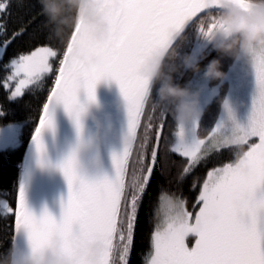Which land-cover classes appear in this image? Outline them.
Instances as JSON below:
<instances>
[{"label":"snow or ice","instance_id":"1","mask_svg":"<svg viewBox=\"0 0 264 264\" xmlns=\"http://www.w3.org/2000/svg\"><path fill=\"white\" fill-rule=\"evenodd\" d=\"M96 2L112 22V34L105 45L94 44L87 33L78 34L75 40L69 36L56 44L48 37L16 53L0 85L14 97L50 77L33 133L37 151L43 154L41 132L53 126L51 104L62 102L79 131L85 111L78 98L79 90L84 88L88 99L95 100L98 81L115 80L128 116L123 151L112 157L116 175L112 179L86 178L78 171L73 150L59 164L69 190L59 220L47 209L39 217L28 210L23 185L14 205L8 199L0 200V213L10 221L7 227L11 229V239L23 230L35 253L47 249L55 235L62 236L65 248L71 250L75 237L99 234L105 248L95 264H129L138 213L153 170L158 164L162 173L175 169L172 179L179 187L203 166L205 174L196 176L191 184L198 192L191 205L180 196L186 223L165 228L155 225L145 264H264V56L255 64L256 91L247 125L234 123L231 142L220 135L218 125L193 144L181 143L176 148L181 160L176 161L161 143L168 112L149 103V85L140 65L152 50L167 48L187 22L206 33L212 27L209 13L219 10L221 0ZM236 2L243 4L245 0ZM12 10L13 0H0V37H5L0 46L35 36V30L29 31L35 17L14 19ZM225 108L231 117L227 101ZM179 135L182 139L183 125ZM225 149L232 158L214 159L222 156ZM77 264L93 262L80 258Z\"/></svg>","mask_w":264,"mask_h":264},{"label":"trees","instance_id":"2","mask_svg":"<svg viewBox=\"0 0 264 264\" xmlns=\"http://www.w3.org/2000/svg\"><path fill=\"white\" fill-rule=\"evenodd\" d=\"M245 1L248 2V0ZM83 5L84 0H82L79 6L71 3L70 0H47V14H43L40 0H13L12 11L14 19L24 16L35 17L34 23L29 30L30 33L35 30V36L34 38L31 36L26 37L23 41L13 42L6 47L0 60V80L5 78L6 69L11 68L16 53L25 52L36 44L45 42L49 34H52V44L65 41L69 36L73 38L82 15ZM212 22L214 21L211 20L210 23ZM197 32V27L193 24L178 40L164 61L148 95L151 105L168 112V118L164 125V135L161 140L165 148L166 127L173 119L171 112L177 98L172 96L161 97L160 89L162 85L172 83L181 87L188 72L196 68L195 66L203 67L213 60L218 61L219 67L224 72L229 67L227 59L233 56V60H235V56L239 52L238 48H234L232 52H224L219 47L215 48L207 52L202 59L195 61L189 71L185 73V65ZM4 39L5 37H0V44H2ZM49 83L50 77H46L42 84H37L26 89L16 99H12L10 93L0 85V130L12 124L21 125L19 145L15 148L5 147L7 141H4L3 147L5 149L0 150V200L8 199L13 205L15 204L16 194L21 186L25 154L39 121L40 109L47 96ZM222 100L223 97L219 96L206 108L208 111L207 123H211L210 127H208L209 131L212 130L218 117ZM205 111L202 117L205 116ZM203 121L204 118L200 121V128ZM168 153L171 159L176 161L181 160L179 154L171 150H168ZM230 158H232L231 153L225 149L222 156L215 157L214 159L226 160ZM153 171L154 176L151 185L138 213L133 246L129 255V264H145L148 251L151 248V232L154 230L155 225H157L162 198L170 197L169 193L182 195L187 199L189 205H191L193 198L198 194L197 189L192 188L191 184L196 176L202 177L206 169L203 166L200 167L193 175L184 180L182 186L179 187L175 180L172 179L175 169H172L171 173H162L158 164ZM158 197L159 209H157ZM8 223L10 221H5L3 213H0V251L6 250L12 243V232L7 227Z\"/></svg>","mask_w":264,"mask_h":264},{"label":"water","instance_id":"3","mask_svg":"<svg viewBox=\"0 0 264 264\" xmlns=\"http://www.w3.org/2000/svg\"><path fill=\"white\" fill-rule=\"evenodd\" d=\"M227 4H237L246 8L248 2L241 4L236 0H221V6L216 12L224 13ZM90 9L101 18V24L106 25L102 37L98 38L95 35L99 26L88 22L87 14ZM191 25H193L191 22H187L182 30L175 33L167 48L154 49L143 58L140 72L148 81L149 93L167 56ZM223 28L222 23L215 31L216 25H213L206 34L204 44L198 48L193 47L185 66V73L203 51L218 41L220 35L217 33ZM80 33H87L91 41L99 46L105 45L111 37L112 22L108 14L100 9L96 0H84L82 15L72 39L75 40ZM78 98L81 104L85 105V111L80 118L82 127L79 131L63 103L54 102L49 108L53 126L44 128L41 132L43 154L37 151L33 137L28 145L23 162L21 185L24 187L25 205L37 217L47 209L57 220L60 219L69 190L59 164L73 150L76 153L77 168L81 175L88 179L102 178L111 167L117 142L128 127L127 105L115 80L104 78L98 81L95 100L88 99L84 88L79 90ZM97 120L102 125L99 137H97ZM55 236H59L62 241L60 252L71 257L73 264L84 258L87 236L75 237L71 250L65 248L62 236ZM16 242L25 251L30 249L27 235L23 230L16 236Z\"/></svg>","mask_w":264,"mask_h":264},{"label":"rangeland","instance_id":"4","mask_svg":"<svg viewBox=\"0 0 264 264\" xmlns=\"http://www.w3.org/2000/svg\"><path fill=\"white\" fill-rule=\"evenodd\" d=\"M220 21L221 20H219V22ZM6 47H0V60L5 52ZM235 48H238L239 52L235 56V60H233V56L227 59V65H229V67L224 71L225 75L223 78L209 79L205 75V70L207 68L206 66L210 62L205 64L203 67L198 66V70L197 68H194L188 72L181 88L187 89L191 94L196 96L198 100L199 114L192 122L184 125L180 124L175 119V109L176 105L179 103V101L176 99V103L171 112L173 119L166 127L165 132V146L167 150H171L172 152L179 154L176 151L178 145L181 143L185 145L193 144L206 137L218 125L221 126L220 135L227 137L226 142H231L232 127L234 123L247 125L252 112V98L256 91L255 64L258 58L264 56V54L256 53L252 55H245L240 51L239 43L236 44ZM21 95L11 97L12 99H16ZM217 96H222L223 100L220 105L218 117L213 125L212 130L209 131L208 127H210L211 123H207L208 111L206 108L216 98H218ZM225 101H227L231 108V117L228 110L225 108ZM204 111L205 116L202 117ZM211 116L213 117L212 114ZM203 118L204 121L203 123L201 122L200 128V121L201 119L203 120ZM181 125H183L182 139L179 135ZM20 126L21 125L19 124H12L0 130V150H4L5 147L8 146L9 148H15L19 145V134L21 130ZM4 141H7V145L5 147H3ZM179 213L183 214L179 215ZM186 221L187 214L179 201V197L177 196L175 205H173L171 197H163L161 200L160 214L156 226L160 228L169 226L180 227L185 224ZM189 241H192V237H189ZM189 246H191V243ZM87 247L88 242L86 243V250Z\"/></svg>","mask_w":264,"mask_h":264},{"label":"clouds","instance_id":"5","mask_svg":"<svg viewBox=\"0 0 264 264\" xmlns=\"http://www.w3.org/2000/svg\"><path fill=\"white\" fill-rule=\"evenodd\" d=\"M43 14H47V0H40ZM71 3L79 6L82 0H70ZM88 22L98 25L95 35L99 38L104 35L106 25L101 24V18L93 10L87 14ZM225 26L218 31L223 39L218 43V47L224 52H232L236 44L239 43L240 51L245 55L264 54V0H248L246 8L237 4H227L225 11L220 18ZM238 34V36H234ZM233 38L229 41L228 37ZM52 39V34H49ZM191 66V65H190ZM198 70V66H195ZM205 75L209 79H221L225 73L219 67L216 60L211 61L205 70ZM161 97L172 96L177 98L179 103L175 109V119L180 124L192 122L198 113V100L195 95L187 89L181 88L172 83L162 85L160 89ZM97 137L100 135L101 123L97 120ZM173 205L176 203L177 196L184 208V201L179 195L169 193ZM159 209V197L158 205ZM183 213H179L182 215ZM61 238L53 236L47 249L33 253L30 249L25 251L18 246L16 238L12 240L10 246L0 251V264H73L72 258L60 252ZM104 244L101 240L93 241L88 247L90 259H96L103 251Z\"/></svg>","mask_w":264,"mask_h":264},{"label":"flooded vegetation","instance_id":"6","mask_svg":"<svg viewBox=\"0 0 264 264\" xmlns=\"http://www.w3.org/2000/svg\"><path fill=\"white\" fill-rule=\"evenodd\" d=\"M211 15H210V17H211V20L212 21H214V22H212L211 24H212V26L213 25H216V29H215V31L220 27V25L223 23L222 22V20L220 19L221 18V16L223 15V13H221V12H215L214 14L213 13H210ZM219 20H221L220 22H219ZM225 27V26H224ZM210 29V28H209ZM208 29V30H209ZM224 29V28H223ZM208 30H207V32H208ZM197 33H196V37H195V40H194V42H193V46H192V48H191V51H192V49H193V47H201L203 44H204V42H205V39H206V34H207V32L205 33V32H201V31H199L198 29H197ZM234 36H238V34H234ZM233 37L232 36H230V37H228V40L230 41L231 39H232ZM223 39V37L220 35L219 36V38H218V41L217 42H215V43H213L212 45H210V47H208L205 51H203V53H201V55L196 59V61L197 60H199V59H202L203 57H205V54L207 53V52H209V51H212V50H214L215 48H218V43L221 41ZM191 51H190V53H191ZM195 62V61H194Z\"/></svg>","mask_w":264,"mask_h":264},{"label":"bare ground","instance_id":"7","mask_svg":"<svg viewBox=\"0 0 264 264\" xmlns=\"http://www.w3.org/2000/svg\"><path fill=\"white\" fill-rule=\"evenodd\" d=\"M221 13H223V12H221ZM127 133H128V127H127L126 131L123 133L121 139L117 142L116 154H120L123 151L124 143H125V137H126ZM115 175H116L115 166H114V163L112 162L111 167H109L108 172L103 177H108L109 179H112L115 177ZM87 238H88V247L93 241L101 240V241H103L104 248H105V241H104V238L102 235H99V234L87 235ZM88 247H87V250L85 249L84 258H87L89 261H92L93 264H95V261L99 258L100 255L96 259H90L88 256ZM104 248H103V250H104Z\"/></svg>","mask_w":264,"mask_h":264}]
</instances>
